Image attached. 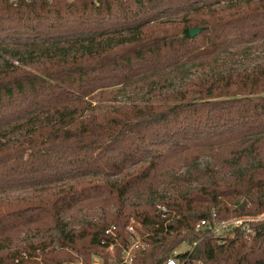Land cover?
I'll return each instance as SVG.
<instances>
[{"label": "trees", "instance_id": "1", "mask_svg": "<svg viewBox=\"0 0 264 264\" xmlns=\"http://www.w3.org/2000/svg\"><path fill=\"white\" fill-rule=\"evenodd\" d=\"M261 39L264 0H0V43L16 44L20 62L0 66V190L35 187L0 196V264L89 262L111 224L127 243L131 218L155 232L133 264H264V219L249 222L251 238L236 228L226 244L195 231L213 210L225 220L264 213L257 147L227 161L233 171H214L183 193L156 199L153 186L173 159L264 144V62L211 68L214 57ZM188 63L210 71L160 103L86 113L103 89ZM160 203L171 209L166 227ZM81 207L93 216L66 220ZM42 224L51 229L15 242Z\"/></svg>", "mask_w": 264, "mask_h": 264}, {"label": "rangeland", "instance_id": "2", "mask_svg": "<svg viewBox=\"0 0 264 264\" xmlns=\"http://www.w3.org/2000/svg\"><path fill=\"white\" fill-rule=\"evenodd\" d=\"M16 44H12L9 41L0 43V66L5 61H13L20 63L14 58L12 49ZM215 62L211 65L214 70H227L236 68L251 67L264 62V39L258 40L248 44H238L232 47L228 52L214 57ZM211 61H214V60ZM210 61V62H211ZM210 71V66L197 67V64L188 63L174 69L169 68L162 71L159 74H154L150 78L142 81L132 82L129 85L115 86L107 89H103L98 92L93 98H90L87 103L89 108L86 111L87 114H100L104 111L113 110L128 103H160V96L163 94L173 93L176 91H184L189 86L190 80L205 74ZM244 146H247L246 150H242ZM257 147V151L254 155L259 158L264 157V144L254 145L251 149L249 143L246 145H221L220 148L205 149L201 152V156L193 163L185 164L181 159H173L170 165L164 167L159 175L156 177L153 186L155 187L154 197L156 199L162 196L170 197L174 193H183L187 188L199 184L207 175H212L214 171L223 170L225 172L233 171L227 161L239 156L245 158L250 157L249 154ZM259 147V148H258ZM260 149V153L258 150ZM208 170V171H207ZM179 178V179H178ZM183 178H186L185 181ZM35 187H25L17 189L0 190V196L4 195H16L34 190ZM137 196H132L131 201H137ZM93 216L94 211L88 207L77 208L72 210L66 215L67 221H76L81 218ZM244 218L251 219L252 221H261L264 219V213L259 216H242ZM239 217L231 216L226 220H232ZM248 230L243 233L247 238L255 235L256 232L253 227H250L247 223ZM48 224H42L33 226L32 230L23 233L15 242L20 243L25 238L33 235H44L50 230ZM237 235L236 230L228 232L226 238L219 239L221 244H226L228 238H235ZM15 240V239H14ZM187 245H183L182 249Z\"/></svg>", "mask_w": 264, "mask_h": 264}, {"label": "built area", "instance_id": "3", "mask_svg": "<svg viewBox=\"0 0 264 264\" xmlns=\"http://www.w3.org/2000/svg\"><path fill=\"white\" fill-rule=\"evenodd\" d=\"M16 2L17 0H11ZM171 212L170 207L167 204L160 203L157 205V214L165 220L164 227L170 221L169 214ZM252 221L251 219H246L244 217L236 218L232 220L218 219L217 213L213 210L211 218L201 219L195 226V231L199 233L200 237L205 235H213L215 237L226 236L228 232H233L236 228H241L242 230H248L247 223ZM159 227V225H157ZM167 231V229H166ZM128 241L123 244L120 235L117 232V226L111 224L105 231L108 240H103V247L98 251L92 253V258L89 262H85L79 255L76 256V260L73 264H133L137 255L150 247V242L148 238L155 232L146 231L142 224L134 218H131L127 230H126ZM199 241H194L192 245H187L184 250H190L198 245ZM120 247V258L116 255L117 248ZM109 252L110 255L106 257V253ZM187 261H183L178 257L170 258L166 264H184ZM69 262H63L62 264H68ZM192 264H197L193 262Z\"/></svg>", "mask_w": 264, "mask_h": 264}, {"label": "water", "instance_id": "4", "mask_svg": "<svg viewBox=\"0 0 264 264\" xmlns=\"http://www.w3.org/2000/svg\"><path fill=\"white\" fill-rule=\"evenodd\" d=\"M202 31V28H193L190 30V34L192 37H195L196 35H198L200 32Z\"/></svg>", "mask_w": 264, "mask_h": 264}]
</instances>
